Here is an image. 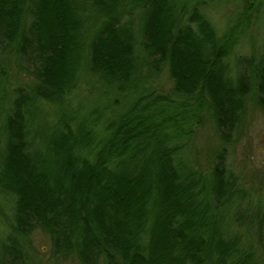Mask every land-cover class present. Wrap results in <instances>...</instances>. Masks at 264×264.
<instances>
[{
	"label": "trees",
	"instance_id": "trees-1",
	"mask_svg": "<svg viewBox=\"0 0 264 264\" xmlns=\"http://www.w3.org/2000/svg\"><path fill=\"white\" fill-rule=\"evenodd\" d=\"M259 3L244 0L243 24ZM201 4L0 0V51L29 76L0 109V196L11 210L0 264H24L35 229L52 256L78 264H264L225 230L232 216L246 231L260 220L239 209L246 192L222 150L206 174L182 158L191 121L226 142L247 94L264 112V58L231 77L224 60L240 30L217 35ZM164 67L177 104L143 88ZM89 78L115 94L109 114L97 102L71 107Z\"/></svg>",
	"mask_w": 264,
	"mask_h": 264
},
{
	"label": "rangeland",
	"instance_id": "rangeland-1",
	"mask_svg": "<svg viewBox=\"0 0 264 264\" xmlns=\"http://www.w3.org/2000/svg\"><path fill=\"white\" fill-rule=\"evenodd\" d=\"M176 1L189 5L192 2L202 1L198 8L211 22L217 35H221L228 27L236 24L240 32H237L232 53L224 60L231 77L238 72H247L250 64L264 58V0H260L259 5L249 13L245 24L240 18L244 0ZM15 61L13 54L0 51V109L5 107L7 94L12 89L20 86L24 88L26 87L24 84L29 82V76L24 70L19 69ZM142 74L145 75V71ZM170 78L167 68L164 67L158 76L145 81L143 88L146 93H153L152 96L155 94L177 104L181 99L173 93ZM68 99L71 107L77 108L78 112L82 113L93 109L94 102H97L101 109L109 105L105 115L117 107L113 104L117 101H112L115 99V94L94 78L82 81ZM244 105L235 129L227 133L226 142L214 133L207 120L202 123L191 121L189 128L192 133L186 139L187 147L182 158H186L193 167L206 174L215 162V154L222 150L226 174H232L236 178L237 185L246 192L239 209L246 207L249 212L257 211L260 220L246 231L245 226L240 225L232 216L224 221L225 230L228 233L235 232L240 239V247L250 250L257 260L264 263V112L254 102L252 92L247 94ZM102 126L103 124L98 125L97 129L101 130ZM7 200L8 198L0 196V240L9 231L7 225L11 210ZM50 243L48 236L39 229L30 232L26 242L23 243L26 254L24 264H78L74 258L52 256Z\"/></svg>",
	"mask_w": 264,
	"mask_h": 264
},
{
	"label": "water",
	"instance_id": "water-1",
	"mask_svg": "<svg viewBox=\"0 0 264 264\" xmlns=\"http://www.w3.org/2000/svg\"><path fill=\"white\" fill-rule=\"evenodd\" d=\"M108 264H116V263H114V262H110V263H108Z\"/></svg>",
	"mask_w": 264,
	"mask_h": 264
}]
</instances>
